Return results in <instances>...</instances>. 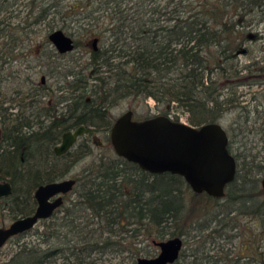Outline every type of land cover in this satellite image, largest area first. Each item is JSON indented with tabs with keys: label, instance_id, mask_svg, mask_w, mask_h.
I'll use <instances>...</instances> for the list:
<instances>
[{
	"label": "trees",
	"instance_id": "obj_1",
	"mask_svg": "<svg viewBox=\"0 0 264 264\" xmlns=\"http://www.w3.org/2000/svg\"><path fill=\"white\" fill-rule=\"evenodd\" d=\"M104 4V9L110 8V25L103 30L95 9L85 15L95 21L88 22L85 31L97 38V49L91 48L79 71L64 74L71 78L70 95L61 99L64 112L57 115L55 108L41 105L44 115L51 117L43 125L35 112L39 100L22 99L19 109L0 102V182L9 181L12 187V193L3 197L12 198L16 208L12 220L33 212L32 188L64 175L66 168L58 170L62 161L52 153L63 131L80 125L94 127L93 131L100 126L110 129L109 108L125 99L133 114L147 98L165 114L180 107L192 125L222 123L226 113L236 109L238 117L227 129L231 143L242 141L235 149L236 177L225 196L218 198L194 193L180 175L149 173L114 152L100 155L75 178L70 191L74 196L40 221L34 240L20 242L23 233L9 239L16 247L1 264H105L119 255V264H135L137 257L151 254L145 245L148 238L171 237L183 240L171 264H241L243 258L248 263L245 250H253L258 242L251 240L244 253L235 256L228 245L238 237V225L230 214L261 215L264 220V204L258 203L264 193V154L259 159L248 151L256 147L255 136L260 134L264 141V106L242 104L237 87L262 85L264 64L254 60L242 65L238 55L250 53L247 44L264 38L252 31L264 20V0H167L165 4L104 0ZM2 8L0 2V14ZM31 13L32 9L26 17ZM46 14L41 7L35 21ZM17 28L19 23L0 19V60L11 55ZM74 150L71 162L90 152V139ZM203 199L211 217H194Z\"/></svg>",
	"mask_w": 264,
	"mask_h": 264
},
{
	"label": "rangeland",
	"instance_id": "obj_2",
	"mask_svg": "<svg viewBox=\"0 0 264 264\" xmlns=\"http://www.w3.org/2000/svg\"><path fill=\"white\" fill-rule=\"evenodd\" d=\"M3 5L0 19H6V21H12L13 24L19 23V28L16 32L18 38L15 42V47L11 52V55L4 56L0 60V102H3L4 106H10L11 109H19L22 99L24 102H28L32 99L39 100V109L35 110L40 116L37 118L42 120V124L45 125L49 122L51 117L44 115V108L41 105H45L55 108V114L59 115L66 110L65 103L61 100L62 97L70 95L69 76L64 74L68 70L74 69L79 71L88 61L89 53L92 48L93 35H89L85 31L87 23L95 22L92 18L89 20L85 17L87 11L95 9L94 14L99 18L97 24L100 26V30H103L106 25H110L108 9H104L106 4L104 0H0ZM167 0H161V4H165ZM52 3L57 6L50 7ZM70 10V13L63 9ZM45 8L47 14L40 21H35L34 15H37L38 9ZM108 7H112L109 4ZM73 8H76L74 11ZM32 13L26 17V14ZM79 10L82 13L75 14ZM66 13H65V12ZM12 12V13H10ZM11 15V18L9 17ZM253 16H247L248 19H252ZM89 23V24H90ZM254 23H258L255 21ZM67 27H63L62 25ZM22 28V29H21ZM55 29H60L67 35L76 40V47L73 51H70L62 56H58L55 52V48L48 40V34ZM253 32L261 33L264 36V20H261L258 24L254 25ZM99 43L98 46H102ZM250 47V53H241L238 55V60L242 65L250 63L254 60L260 61V64H264V38L259 39L256 42L247 44ZM83 75V74H82ZM43 77V81H41ZM79 88L74 93L81 91ZM19 91V94H15ZM237 94L240 97L242 104L255 107L256 104L264 106V83L258 85H242L237 87ZM255 100H252V97ZM260 106V109H262ZM131 109L129 99L121 100L108 111V122H114V120L120 116L126 110ZM236 109L230 110L226 113V116L222 120V124L226 129H229L231 123L238 116ZM161 108L156 107V103L152 98L144 100L138 108L136 113L133 114L135 119H141L144 116L165 114ZM176 120H181L188 123V114L182 111V108H170L169 113L165 114ZM264 115V114H263ZM36 118L33 120V129H37ZM261 121V119H260ZM94 128V127H93ZM109 129L106 127H97L94 139L100 142L102 145L99 147L96 143L90 141V152L83 157L71 162L74 158L76 151L74 148L70 150L69 155H66L64 162L67 166H60L66 168L64 175L58 176L55 180H61L65 178H77L82 175V171L89 166L98 156L103 154H111V144L109 142ZM88 136H86L87 138ZM256 137V147L252 150H248L249 153L259 155V159L264 154V141H262L260 134ZM82 141V138L81 140ZM68 163V164H67ZM27 167V166H25ZM51 173L54 170L49 169ZM42 173V172H41ZM59 173V172H56ZM44 176V173L41 175ZM262 177V176H261ZM4 181V180H1ZM20 184L16 183V191L19 193ZM35 187L29 193V196L34 194ZM74 195L69 192L64 195L63 200L67 201ZM12 198L3 199L0 197V226L8 225L12 221V215L16 212L15 206L11 203ZM258 203L264 204V193L258 198ZM207 204L206 201L200 203L194 217H211L210 213L205 211ZM34 210L35 206H30ZM15 211V212H14ZM264 217V214H262ZM20 215H16L18 217ZM231 217H235L238 228L235 229L239 234L234 243L228 245L233 251L235 256H239L240 253H244V246L248 245L251 240L255 239L258 244L253 247V250H245V254L248 256V263H245L246 258L242 259L241 264H262L264 262V220H261V215L255 216L251 214H238V211H233L230 214ZM40 226V221L29 231L23 233L22 241L34 240V230ZM228 233H232L231 229L227 230ZM168 239L164 238L163 240ZM154 239L148 238L145 242L147 249L150 250V255L146 257L155 256L159 252V247L152 243ZM16 247L14 240H8L0 248V264L7 258V253L12 251ZM246 251H252L251 253ZM125 255V254H123ZM246 256V257H247ZM109 257V256H108ZM109 259V258H108ZM121 256L113 257L112 260H106L105 264H119Z\"/></svg>",
	"mask_w": 264,
	"mask_h": 264
},
{
	"label": "water",
	"instance_id": "obj_3",
	"mask_svg": "<svg viewBox=\"0 0 264 264\" xmlns=\"http://www.w3.org/2000/svg\"><path fill=\"white\" fill-rule=\"evenodd\" d=\"M48 39L60 53L75 48L73 38L60 29L52 30ZM92 47L97 49L96 37L92 40ZM86 129L79 126L64 132L60 143L54 147L55 154L67 152ZM109 138L117 156L152 174L169 172L180 175L194 193L224 197L226 186L236 176L237 160L228 148V133L219 122L192 125L165 114L135 119L129 109L114 120ZM75 182L74 178H65L37 186L33 194L36 201L34 211L0 226V248L10 238L49 218L63 203V196L72 190ZM262 187L264 190V176ZM11 193L10 182L1 181L0 197ZM152 243L159 247V252L155 256H139L135 264H171L177 260L183 247L180 237L154 240Z\"/></svg>",
	"mask_w": 264,
	"mask_h": 264
},
{
	"label": "flooded vegetation",
	"instance_id": "obj_4",
	"mask_svg": "<svg viewBox=\"0 0 264 264\" xmlns=\"http://www.w3.org/2000/svg\"><path fill=\"white\" fill-rule=\"evenodd\" d=\"M49 35V34H48ZM49 40V39H48ZM73 40H74V38H73ZM74 46H75V40H74ZM55 48V47H54ZM56 50V49H55ZM56 54H58L59 56H62V55H64V54H66V53H68V52H66V53H60V52H58L57 50H56V52H55ZM44 79H42V77H41V81H43ZM129 110V109H128ZM80 126H84V125H80ZM77 127H79V126H76V127H72V128H69V129H67V130H65V131H63V133L64 132H66V131H73L75 128H77ZM85 128H87L86 129V131L85 132H83L81 135H79L77 138H76V140H75V142L73 143V145L71 146V148L67 151V152H65V153H62V154H59V155H56L55 154V152H54V147L56 146V145H58L59 143H60V141H61V136H62V134H61V136L59 137V139L57 140V143L52 147V153L54 154V156L55 157H57L58 159H59V161H62V163H63V166H67L66 165V162H64V159H65V157H66V154L72 149V148H74L76 145H78V144H80V143H82L83 141H86L87 139H90V141L91 140H93L95 143H96V145H98L99 147L102 145L100 142H98V141H96L95 139H94V136H95V133H96V129H95V131H93L94 130V128L93 127H91V126H84ZM226 129V128H225ZM110 130V129H109ZM226 131H227V129H226ZM110 132V131H109ZM228 133V132H227ZM86 136H88L87 138H86ZM228 137H229V135H228ZM81 138H82V141H80L81 140ZM108 139H109V142H110V138L108 137ZM241 139H239V142H233V143H231L230 142V137H229V143H228V148H229V150H230V152L235 156V149H236V147L240 144L241 145ZM234 143H236L235 145H234ZM111 144V143H110ZM230 146V147H229ZM111 147H112V145H111ZM112 150H113V147H112ZM114 151V150H113ZM236 158V157H235ZM237 160V159H236ZM68 164V163H67ZM237 173V172H236ZM263 176H264V174H263ZM263 176H262V178H263ZM236 177V176H235ZM75 179V178H74ZM234 181V180H233ZM232 181V182H233ZM231 183V182H230ZM229 185V184H228ZM227 185V186H228ZM226 186V187H227ZM261 186H262V181H261ZM226 190V189H225ZM63 198H64V196H63ZM35 203H36V201H35ZM35 207H36V204H35ZM35 209V208H34ZM34 211V210H33Z\"/></svg>",
	"mask_w": 264,
	"mask_h": 264
}]
</instances>
